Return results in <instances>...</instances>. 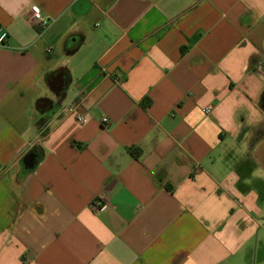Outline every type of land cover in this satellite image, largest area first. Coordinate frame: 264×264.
Instances as JSON below:
<instances>
[{"label": "crops", "instance_id": "0c3cea01", "mask_svg": "<svg viewBox=\"0 0 264 264\" xmlns=\"http://www.w3.org/2000/svg\"><path fill=\"white\" fill-rule=\"evenodd\" d=\"M0 31V264H264V0H0Z\"/></svg>", "mask_w": 264, "mask_h": 264}, {"label": "built area", "instance_id": "2783aa9c", "mask_svg": "<svg viewBox=\"0 0 264 264\" xmlns=\"http://www.w3.org/2000/svg\"><path fill=\"white\" fill-rule=\"evenodd\" d=\"M32 14H33L34 20H36L43 28H47L49 26V19L47 17L43 16L42 11L39 7H33L32 8ZM7 39H8V33L5 31H0V47L6 46ZM212 110H213V107H207L203 110V113L206 115H209L212 113ZM69 113L76 115L78 122L81 124H86L88 122L87 118H85L84 116L80 115L77 112V107L75 105H73L69 108ZM103 123L108 124L109 120L107 118H104ZM103 208H105V202L103 200L97 199L93 203V209L94 210L97 211V210H101Z\"/></svg>", "mask_w": 264, "mask_h": 264}, {"label": "water", "instance_id": "95a60500", "mask_svg": "<svg viewBox=\"0 0 264 264\" xmlns=\"http://www.w3.org/2000/svg\"><path fill=\"white\" fill-rule=\"evenodd\" d=\"M24 163L27 169H32L35 167V155L29 154L25 157Z\"/></svg>", "mask_w": 264, "mask_h": 264}]
</instances>
